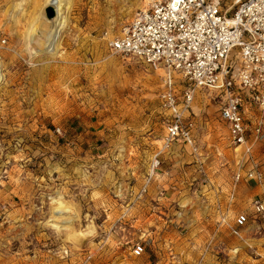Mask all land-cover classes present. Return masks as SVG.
Here are the masks:
<instances>
[{
  "label": "rangeland",
  "instance_id": "rangeland-1",
  "mask_svg": "<svg viewBox=\"0 0 264 264\" xmlns=\"http://www.w3.org/2000/svg\"><path fill=\"white\" fill-rule=\"evenodd\" d=\"M237 1L219 3L231 16ZM49 2L0 0V264L234 263L214 207L247 214L251 202L220 196L237 156L214 94L198 91L187 117L197 152L175 145L161 155L140 196L168 119L161 72L107 44L141 2L61 0L52 51L26 33L38 20L37 37L55 33ZM256 230L239 248L252 264L264 261Z\"/></svg>",
  "mask_w": 264,
  "mask_h": 264
},
{
  "label": "built area",
  "instance_id": "built-area-1",
  "mask_svg": "<svg viewBox=\"0 0 264 264\" xmlns=\"http://www.w3.org/2000/svg\"><path fill=\"white\" fill-rule=\"evenodd\" d=\"M140 2L131 21L107 44L111 53L163 72L159 102L168 119L140 196L161 167V155L175 145L197 152L187 117L195 95L204 90L218 100L219 120L237 156L228 196L234 200L240 184L263 178L254 151L264 144V0H238L231 16L230 8L223 10L219 0ZM250 205L254 220L264 219V199H254ZM219 207L218 224L226 225L227 212H232L227 228L240 238L248 215ZM144 250L135 243L131 256L139 258Z\"/></svg>",
  "mask_w": 264,
  "mask_h": 264
},
{
  "label": "crops",
  "instance_id": "crops-1",
  "mask_svg": "<svg viewBox=\"0 0 264 264\" xmlns=\"http://www.w3.org/2000/svg\"><path fill=\"white\" fill-rule=\"evenodd\" d=\"M257 151H258V153L256 155H254V158L257 159L258 161H260V163H261L260 165H261V172H262L263 178H262L261 182L250 181V182L242 183L238 186L237 192L235 193V200H239L240 202H245L244 200H246V202L247 201L251 202L254 199H264V146L263 145L257 146ZM247 168H249V167L247 166ZM228 189L230 192V181H229V184H226L225 187L221 188L220 196H222L223 199H225L229 196ZM215 190H217V189H215ZM219 206L222 207L221 205L217 204L214 207V209L216 210L217 207H219ZM215 215H216V218H218L216 211H215ZM247 215H248V223H247L246 229H248V227L254 226L255 229H257L256 231L258 232V234H255L254 239H256L257 241H264V220H261V219L254 220V218H252L253 214H252V211L250 208L247 211ZM231 223H229L228 218H227V224H226V227L224 228L226 233H224L223 236L220 235L219 240H222L224 252H229V253L231 252L232 254H234V256H236L235 262L231 263L230 261H228L226 263H221V262H217V263L218 264H252V263H247L248 261L244 262L243 253L245 254V252H241L242 254H240V252H239L240 251L239 248H241V246L243 244L242 241L244 239L242 237L236 238L230 234L227 226L229 224L231 225ZM246 229L241 231V236H242V233H244V231ZM210 240H212V239H210ZM235 250L237 251L236 253H234ZM261 250H264V245L261 248ZM254 260L256 262H258V264H264V261H262V258H255Z\"/></svg>",
  "mask_w": 264,
  "mask_h": 264
},
{
  "label": "bare ground",
  "instance_id": "bare-ground-1",
  "mask_svg": "<svg viewBox=\"0 0 264 264\" xmlns=\"http://www.w3.org/2000/svg\"><path fill=\"white\" fill-rule=\"evenodd\" d=\"M48 4L51 5L52 7H54L55 11H56L55 12L56 17L54 18V20H53L54 22L52 23L54 25V28L56 29L55 33H53V32L41 33L42 35H40V37H37L38 32H40L39 27L44 22L43 20L42 21L38 20L37 24H39V25L36 26L33 30L29 28L26 33H27V39L30 40V42H32L35 38L39 39L38 47H40L41 50H48L51 47L50 51H52V50H56L58 47V44H57L58 43L57 42L58 36L56 35V31H58V28L59 29L61 28V23L65 19V10L63 8L61 0H50V2ZM51 6H47V7H45V9L49 8ZM45 18H46V15H45ZM156 71H160L161 76H162L163 72L161 70H156ZM176 78H179V77H176Z\"/></svg>",
  "mask_w": 264,
  "mask_h": 264
}]
</instances>
